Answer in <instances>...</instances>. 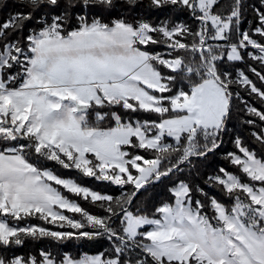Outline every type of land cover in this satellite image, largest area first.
I'll return each mask as SVG.
<instances>
[{
  "label": "snow or ice",
  "instance_id": "1",
  "mask_svg": "<svg viewBox=\"0 0 264 264\" xmlns=\"http://www.w3.org/2000/svg\"><path fill=\"white\" fill-rule=\"evenodd\" d=\"M219 3L147 0L148 9L187 12L198 22L192 27L111 19L143 0H17L22 10L0 22V264H264V152L236 136L224 158L237 171L204 177L216 194L178 178L199 175L197 164L221 149L235 101L264 124V110L239 91L264 104V89L224 67L247 57L264 69V0L248 5L258 20L251 34L241 30L244 0L227 15ZM249 70L264 84V71ZM251 135L264 149V127ZM54 166L116 185L121 195L63 178ZM165 182L169 199L142 212L141 190ZM65 190L106 215L90 214ZM33 216L76 231L15 223ZM28 238H106L111 252L16 255Z\"/></svg>",
  "mask_w": 264,
  "mask_h": 264
},
{
  "label": "trees",
  "instance_id": "2",
  "mask_svg": "<svg viewBox=\"0 0 264 264\" xmlns=\"http://www.w3.org/2000/svg\"><path fill=\"white\" fill-rule=\"evenodd\" d=\"M228 1V0H221ZM233 1V0H232ZM145 7H140L133 12H117L114 14L111 19H115L118 15H123L129 20L133 19H143L152 24L159 25L161 22L164 23H176L177 21L180 23L188 24L192 27H198V22L193 21L190 15L187 12L172 9L165 10H156V9H148L147 8V0H143ZM217 5V10H219L222 14L227 15L231 10V4L227 3L225 7H221ZM245 7L243 8V19L241 23V29L249 31L250 34L254 30V28L258 25V20L256 19L255 13L251 7L248 5H256L259 6V0H244ZM17 5V0H3V7H0V22H3L10 14L20 11ZM107 19V18H106ZM35 26V22L30 24L29 30ZM27 31L23 34L26 35ZM257 40L261 38L258 36L254 37ZM155 51L166 52L167 49L163 48V46H153ZM225 69L232 71L235 73L236 69H242L255 83L258 87L264 89V84H262L259 79L249 70L250 67H255L258 71H264L261 68L259 62L251 60L246 57V63L236 64L233 66L231 63L224 65ZM240 95L243 97L245 101L248 102L249 106L256 107L258 110H264V104L260 102L258 97L255 94H249L246 89L240 88ZM245 105L242 104L239 100L235 101L234 109L232 117L228 124V133L224 137V143L221 146V149L217 150V153L202 162L197 164V168L199 169V175L196 174L195 170L191 173L185 171L184 173H179V179H187L190 182H194L199 184L201 187H204L206 191L212 192V194H216L204 184L205 175L213 174L218 171L220 167L226 168L229 172H236L237 169L233 168L227 160L224 158L225 154L228 152L235 151V146L233 144V139L236 136H240L245 144L250 147L252 150L257 151L258 155L261 152H264V149L261 148L260 144L252 137V132L259 133L264 127V124L259 121L258 118L249 116L246 112ZM133 118H137V116H146L147 114H131ZM151 119H155V117H149ZM248 119H253L256 121V125H248L245 124L244 121ZM145 154V153H141ZM51 166V165H50ZM57 174L62 176L63 178H72L75 179L79 184L87 185L102 194L113 195L115 197H119L121 195V190L116 185H111L105 181H96L94 178L83 177L76 170H66L62 169L59 166H54ZM171 182H165L159 185H150L148 186V190L144 189L138 194L137 201L135 202L140 210L145 214L151 215L154 209L163 201L169 199V194L167 189L171 187ZM130 187V186H129ZM127 191V189H125ZM65 194L69 196L70 199L76 200L81 204L86 210L89 211L90 214L97 216H104L106 213L103 209L98 207V202L90 203L89 201H84L81 198L72 196L67 193L65 190ZM135 210V209H133ZM70 216H76L79 218L78 214L68 213ZM19 226H40L45 227L53 231H76L70 228H58L56 225L49 224L41 219H37L35 216L28 217L25 220L15 221ZM114 227H118V225L114 224ZM12 251L19 256L23 257H36L40 259V253L48 252L51 253L54 258L59 260L65 256H71L75 259L81 258L85 254L95 255V254H105L108 255L111 252V243L106 238H98L93 240H88L86 238L81 239H70L64 241H57L52 238H41V239H31L28 238L25 240L23 245L15 246Z\"/></svg>",
  "mask_w": 264,
  "mask_h": 264
},
{
  "label": "rangeland",
  "instance_id": "3",
  "mask_svg": "<svg viewBox=\"0 0 264 264\" xmlns=\"http://www.w3.org/2000/svg\"><path fill=\"white\" fill-rule=\"evenodd\" d=\"M221 1V0H220ZM233 2H234V0L232 1V0H228V1H222V4H221V2L218 4L219 6H220V4H221V7H225V5L227 4V3H229V5L231 4H233ZM178 23H180V22H176V23H167L166 22V24H168L169 26H172V25H174V24H178ZM242 30V29H241ZM242 31H246V30H242ZM249 32V31H248ZM255 37V36H254ZM168 51V50H167ZM166 51V52H167ZM250 51H255V50H251L250 49ZM165 52V53H166ZM250 78V77H249ZM251 79V78H250ZM168 142H171V140H170V138H169V140H168ZM72 179V178H71ZM73 180H75V179H73ZM76 181V180H75ZM77 182V181H76ZM82 185V184H81ZM83 186H86V187H89V186H87V185H83ZM91 190H94V191H96V192H99V191H97V190H95V189H93V188H91V187H89ZM99 193H101V192H99ZM102 194V193H101ZM67 215H69L68 213H66ZM20 227H23V226H20ZM25 227V226H24ZM94 256V255H89V254H85V255H83L82 257H84V256ZM95 255H100V254H95ZM68 256V255H67ZM81 257V258H82Z\"/></svg>",
  "mask_w": 264,
  "mask_h": 264
}]
</instances>
